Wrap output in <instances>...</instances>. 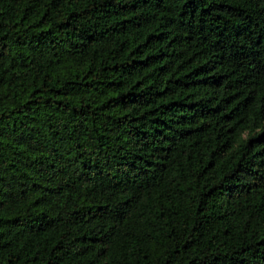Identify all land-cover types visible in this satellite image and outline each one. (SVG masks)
I'll return each mask as SVG.
<instances>
[{"label": "trees", "instance_id": "16d2710c", "mask_svg": "<svg viewBox=\"0 0 264 264\" xmlns=\"http://www.w3.org/2000/svg\"><path fill=\"white\" fill-rule=\"evenodd\" d=\"M0 264H264V0H0Z\"/></svg>", "mask_w": 264, "mask_h": 264}]
</instances>
